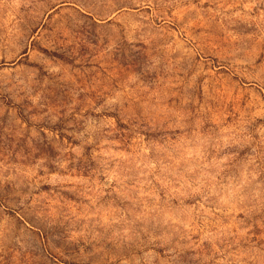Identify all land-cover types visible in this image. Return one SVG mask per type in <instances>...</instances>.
I'll list each match as a JSON object with an SVG mask.
<instances>
[{
	"label": "rangeland",
	"instance_id": "rangeland-1",
	"mask_svg": "<svg viewBox=\"0 0 264 264\" xmlns=\"http://www.w3.org/2000/svg\"><path fill=\"white\" fill-rule=\"evenodd\" d=\"M0 264H264V0H0Z\"/></svg>",
	"mask_w": 264,
	"mask_h": 264
}]
</instances>
